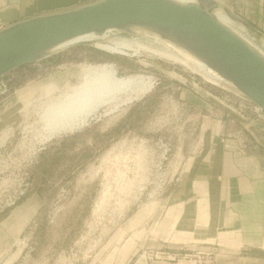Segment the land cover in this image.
I'll list each match as a JSON object with an SVG mask.
<instances>
[{
	"label": "rangeland",
	"instance_id": "obj_1",
	"mask_svg": "<svg viewBox=\"0 0 264 264\" xmlns=\"http://www.w3.org/2000/svg\"><path fill=\"white\" fill-rule=\"evenodd\" d=\"M221 8L223 12L225 8ZM235 29L264 57L261 37L238 24ZM122 42L132 45L127 56L96 47ZM160 42L143 31L134 35L113 32L104 39L56 51L5 77L10 80L11 91L0 96V106L11 99V117L4 115L5 121L11 119V127L0 125V215L6 211L2 212L6 204L27 189V197L18 204L25 203L23 208L33 215L11 251L12 264H127L119 256L127 241L130 250L138 239L156 234L155 216L175 179V171L181 168L178 153L187 145V131L191 130L184 125L182 112L174 107L179 93L191 84L209 100L226 109L231 106L198 74L158 55L165 50ZM102 65H113L121 78H150L154 88L148 94L145 89L136 99L122 96L121 101L101 108L85 128L107 130L125 122L135 108L138 122H132L94 164L68 174V159L51 163L54 150L49 149L58 137L44 141L42 114ZM150 95L154 98L153 108L140 112L139 106ZM43 148L46 150L41 151ZM169 149V162L162 164ZM137 215L149 218L138 225ZM156 251H140L130 264H135L143 253Z\"/></svg>",
	"mask_w": 264,
	"mask_h": 264
},
{
	"label": "crops",
	"instance_id": "obj_2",
	"mask_svg": "<svg viewBox=\"0 0 264 264\" xmlns=\"http://www.w3.org/2000/svg\"><path fill=\"white\" fill-rule=\"evenodd\" d=\"M94 1L0 0V21L5 28ZM215 1L264 40V0ZM153 102V95L148 96L139 111H150ZM174 107L191 128L187 145L178 153L181 168L155 216L156 234L138 239L130 250L127 241L119 255L122 262L130 264L136 253L153 248L176 256V261L141 256L135 264H264V124L241 117L192 88L181 90ZM5 114L11 117V99L0 106V125L10 128L11 119L5 121ZM136 114L135 108L126 123L107 130L93 126L58 137L49 149L54 150L51 163L68 159V174L82 172L110 150L132 122H138ZM24 206L18 204L0 215V264L7 258L6 264H12L11 251L32 222V211ZM149 215H137L135 222L142 225ZM207 249L217 254L201 252Z\"/></svg>",
	"mask_w": 264,
	"mask_h": 264
},
{
	"label": "water",
	"instance_id": "obj_3",
	"mask_svg": "<svg viewBox=\"0 0 264 264\" xmlns=\"http://www.w3.org/2000/svg\"><path fill=\"white\" fill-rule=\"evenodd\" d=\"M220 8L215 0L190 4L173 0H96L24 20L0 29V80L49 58L56 48L76 39L93 36L100 40L113 32L134 35L143 31L203 62L224 79L212 84L203 78L230 103L228 110L237 109L264 124V61L243 38L217 20L213 10ZM223 10L235 24L262 37L230 10ZM187 87L195 90L191 84ZM201 252L217 254L211 249Z\"/></svg>",
	"mask_w": 264,
	"mask_h": 264
},
{
	"label": "bare ground",
	"instance_id": "obj_4",
	"mask_svg": "<svg viewBox=\"0 0 264 264\" xmlns=\"http://www.w3.org/2000/svg\"><path fill=\"white\" fill-rule=\"evenodd\" d=\"M173 1L181 4L197 2V0ZM215 16L222 25L243 38L259 58L264 61V57L251 45L246 37L235 29L236 24L225 13L217 10ZM102 38H105V36ZM93 40L95 41L93 36L82 37L59 46L55 51ZM160 43L163 44L165 50L159 52L158 55L163 59L185 66L212 84L225 82L216 72L185 50L167 41H161ZM134 45L140 49L139 45ZM96 47L112 55L127 56V51L131 50L132 45L122 42L107 45L96 44ZM153 88L154 83L150 78H121L117 75L113 65H102L92 74L85 76L84 82L80 86L47 107V110L44 111L45 113L42 114L43 117L41 116L46 130L44 141H49L65 134H73L85 128L101 108L119 102L122 96H127L129 100L136 99V97L142 95L145 89H148L145 93L148 94ZM122 103H126V101Z\"/></svg>",
	"mask_w": 264,
	"mask_h": 264
},
{
	"label": "built area",
	"instance_id": "obj_5",
	"mask_svg": "<svg viewBox=\"0 0 264 264\" xmlns=\"http://www.w3.org/2000/svg\"><path fill=\"white\" fill-rule=\"evenodd\" d=\"M4 28V26L2 25V22L0 21V29ZM244 36V35H243ZM245 37V36H244ZM249 39L252 41L253 39L249 37ZM248 40V39H247ZM156 85H158V82H156ZM11 88H10V81L3 78L0 80V96H6L10 93ZM237 110V109H236ZM239 116L244 117L245 114L239 110H237ZM89 125V123H88ZM87 125V126H88ZM46 150V148H43L41 151ZM171 150H167L163 156V160H162V164H167L169 162V158H168V154ZM25 195L24 192H21V194L18 197H15L13 200H11V202L9 204H6L4 206V208L2 209V212L7 210L8 208H13L14 206L17 205L18 201ZM143 257H145L147 260H158V261H162L165 263H170V262H175L176 261V256L169 254L167 252H162V251H156L153 253H143L142 255Z\"/></svg>",
	"mask_w": 264,
	"mask_h": 264
},
{
	"label": "trees",
	"instance_id": "obj_6",
	"mask_svg": "<svg viewBox=\"0 0 264 264\" xmlns=\"http://www.w3.org/2000/svg\"><path fill=\"white\" fill-rule=\"evenodd\" d=\"M28 190H29V189H27V191L25 192V195L23 196V198H24V197H27ZM20 200H22V198H21ZM20 200L18 201V203L20 202ZM18 203H17V204H18Z\"/></svg>",
	"mask_w": 264,
	"mask_h": 264
}]
</instances>
